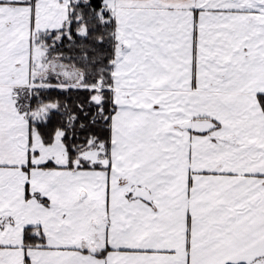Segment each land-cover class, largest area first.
<instances>
[{
	"label": "snow or ice",
	"instance_id": "6c2138e0",
	"mask_svg": "<svg viewBox=\"0 0 264 264\" xmlns=\"http://www.w3.org/2000/svg\"><path fill=\"white\" fill-rule=\"evenodd\" d=\"M0 264H264V0H0Z\"/></svg>",
	"mask_w": 264,
	"mask_h": 264
}]
</instances>
